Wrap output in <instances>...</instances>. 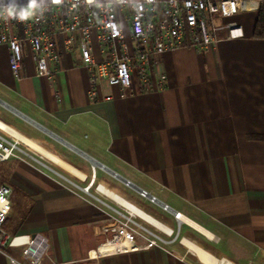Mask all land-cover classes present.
<instances>
[{"label": "crops", "instance_id": "crops-1", "mask_svg": "<svg viewBox=\"0 0 264 264\" xmlns=\"http://www.w3.org/2000/svg\"><path fill=\"white\" fill-rule=\"evenodd\" d=\"M256 13L235 16L239 36L222 31L206 49L166 52L154 69L165 75L164 87L142 92L133 76L123 99L117 87L102 83L99 100L89 101L77 45L67 50L58 43L52 84L34 77L28 55L14 78L9 51L0 45V130L60 175L83 181L108 169L167 206L146 196L140 202L134 190L131 200L97 177L95 193L170 235L177 258L156 247L89 257L112 236L113 220L48 172L17 159L0 162L3 185L12 191L6 232L46 236L45 261L53 264H264V39L252 37ZM123 31L131 44L128 28ZM92 46L101 59L94 39ZM106 95L111 100H103ZM161 212L177 230L156 215ZM182 225L199 236L180 235ZM2 250L0 264H9V256L21 260L18 249Z\"/></svg>", "mask_w": 264, "mask_h": 264}, {"label": "built area", "instance_id": "built-area-1", "mask_svg": "<svg viewBox=\"0 0 264 264\" xmlns=\"http://www.w3.org/2000/svg\"><path fill=\"white\" fill-rule=\"evenodd\" d=\"M261 3L262 0H48L40 4L36 15L28 21L0 19V45L9 51L8 64L14 78L19 79L28 55L34 65V77L47 79L51 84L59 72L56 67H51L60 61L58 43L61 42L67 50L77 45L81 67L89 75V101L99 100L102 83L117 87L119 98L123 99L131 87L133 76L142 92L164 87L165 75H156L154 69L166 52L180 47L206 49L219 40L222 31H226L227 38L241 35V26L235 21V16L257 12ZM124 27L128 28L131 44L126 39ZM93 39L100 46L101 59L93 55ZM102 99L108 101L111 97L106 95ZM10 159L51 172L67 183L68 188L98 205L101 212L113 220L112 236L89 252V257L155 247L176 257L175 251L169 250L174 243L170 235L148 226L117 206H109L95 191L93 194L89 192L96 181L94 171L83 190L0 130V162ZM86 180L78 181L83 183ZM139 195L145 197L146 193L142 191ZM11 199L10 187L1 185L0 250L16 248L21 256V260L9 256V264H53L45 261L49 249L46 236L40 233L10 236L4 229L11 211ZM179 217V214L174 215L175 220ZM104 244L114 245V250L100 253L99 249ZM179 260H184V256Z\"/></svg>", "mask_w": 264, "mask_h": 264}, {"label": "rangeland", "instance_id": "rangeland-1", "mask_svg": "<svg viewBox=\"0 0 264 264\" xmlns=\"http://www.w3.org/2000/svg\"><path fill=\"white\" fill-rule=\"evenodd\" d=\"M46 164H48V163H46ZM50 166V165H49ZM51 167V166H50ZM45 172H48L49 174H51L55 179H57V180H59L62 184H64L65 186H68L69 187V185L67 184V183H65L63 180H61L59 177H57V176H55L54 174H52L51 172H49V171H46V170H44ZM99 173H98V175H97V177H98V179H99V177H101V176H104L105 178H107L110 182H112L113 183V185L118 189V191H120L121 193H123L127 198H129V199H131L132 200V198H131V196L130 195H132L133 193V190L131 189V188H129L128 186H126L125 184H123V183H121L120 181H118L117 179H115L114 177H112V176H110L109 174H107V173H105L104 171H102V170H100V171H98ZM92 174V173H91ZM61 175L62 176H64V177H66V178H68V179H70V180H72L73 182H75L79 187H81V188H85L86 186H88V184H89V182H90V177L85 181V182H79L78 180H76V179H74V178H72V177H70V176H67V175H65L64 173H61ZM91 176V175H90ZM97 177H96V181H95V183L93 184V186L91 187V189L89 190V192L90 193H94V189H95V186H96V183H97ZM3 185V184H2ZM7 185V184H6ZM1 186V185H0ZM89 198V197H88ZM138 200L141 202L143 199H142V197H140V196H138ZM135 204H137L138 206H140V204H138V203H136L135 201H133ZM151 206V205H150ZM141 207V206H140ZM143 209V208H142ZM143 210H145V208L143 209ZM146 211V210H145ZM147 212V211H146ZM154 212V211H153ZM158 217H160V218H162L163 220L162 221H165V223H167V224H169L170 226H174L175 227V230H177V226H176V224L174 223V221L173 220H171L170 219V217L168 216V215H166L165 213H163V212H161V213H157L156 214ZM179 230V234L180 235H182V236H184V235H194V236H196V235H198V234H195L193 231H191L189 228H187V226H185V225H182L181 226V228L180 229H178ZM199 236V235H198ZM197 237V236H196ZM200 239V238H199ZM201 240V239H200ZM202 241V240H201ZM176 244H178L179 245V243H176ZM179 248H180V246H179ZM182 248V247H181ZM170 249V248H169ZM182 250L184 251L185 249L184 248H182Z\"/></svg>", "mask_w": 264, "mask_h": 264}, {"label": "clouds", "instance_id": "clouds-1", "mask_svg": "<svg viewBox=\"0 0 264 264\" xmlns=\"http://www.w3.org/2000/svg\"><path fill=\"white\" fill-rule=\"evenodd\" d=\"M59 2V0H55ZM40 8V0H27V3H18L17 0H8L0 4V19H15L20 22L32 19Z\"/></svg>", "mask_w": 264, "mask_h": 264}, {"label": "trees", "instance_id": "trees-1", "mask_svg": "<svg viewBox=\"0 0 264 264\" xmlns=\"http://www.w3.org/2000/svg\"><path fill=\"white\" fill-rule=\"evenodd\" d=\"M252 37L255 39H264V0L256 13ZM4 183V178L0 175V185Z\"/></svg>", "mask_w": 264, "mask_h": 264}, {"label": "water", "instance_id": "water-1", "mask_svg": "<svg viewBox=\"0 0 264 264\" xmlns=\"http://www.w3.org/2000/svg\"><path fill=\"white\" fill-rule=\"evenodd\" d=\"M106 172L114 177L115 179H117L118 181H120L121 183L125 184L126 186H128L129 188H131L132 190H134L137 193H141L143 190H141L140 188H138L137 186H135L134 184L130 183L128 180L124 179L123 177L119 176L118 174L112 172L111 170L106 169ZM146 197L149 200H152L153 202L163 206L165 209L167 208V206H165L164 204H162L161 202H159L158 200H155V198H153L151 195L146 194ZM175 213V212H174Z\"/></svg>", "mask_w": 264, "mask_h": 264}, {"label": "bare ground", "instance_id": "bare-ground-1", "mask_svg": "<svg viewBox=\"0 0 264 264\" xmlns=\"http://www.w3.org/2000/svg\"><path fill=\"white\" fill-rule=\"evenodd\" d=\"M109 245H111L112 247H108L107 249H109V250H107L106 252L104 251H102L103 250V248H105V247H107V246H109ZM114 245H112V244H104L101 248H100V253H107V252H112L113 250H114V247H113Z\"/></svg>", "mask_w": 264, "mask_h": 264}]
</instances>
